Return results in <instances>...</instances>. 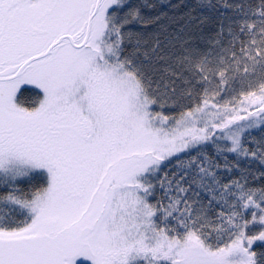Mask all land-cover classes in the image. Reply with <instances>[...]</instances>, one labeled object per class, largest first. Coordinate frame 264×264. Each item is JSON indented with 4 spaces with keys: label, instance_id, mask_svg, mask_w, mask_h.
Returning a JSON list of instances; mask_svg holds the SVG:
<instances>
[{
    "label": "snow or ice",
    "instance_id": "6c2138e0",
    "mask_svg": "<svg viewBox=\"0 0 264 264\" xmlns=\"http://www.w3.org/2000/svg\"><path fill=\"white\" fill-rule=\"evenodd\" d=\"M0 264H264V0H0Z\"/></svg>",
    "mask_w": 264,
    "mask_h": 264
}]
</instances>
